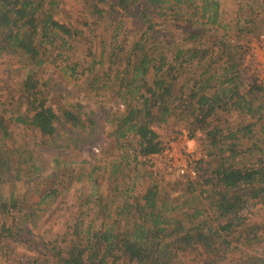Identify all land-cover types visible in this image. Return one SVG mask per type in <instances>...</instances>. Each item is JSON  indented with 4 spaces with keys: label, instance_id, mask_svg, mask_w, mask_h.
Instances as JSON below:
<instances>
[{
    "label": "trees",
    "instance_id": "trees-1",
    "mask_svg": "<svg viewBox=\"0 0 264 264\" xmlns=\"http://www.w3.org/2000/svg\"><path fill=\"white\" fill-rule=\"evenodd\" d=\"M82 1L106 38L97 40V29L90 32L88 67L83 64L79 75L92 93L117 89L106 107L103 101L91 108L82 101L63 103L66 98L58 94L68 86L57 84L47 69L60 60L51 50L65 49L66 73L80 67L69 62V42L78 32L54 18L58 1L0 0V58L17 59L26 69L9 97L12 110H0V263L178 264L182 256L197 253L198 264H228L230 255L235 258L229 264H264L262 253L248 249L261 243L263 225L247 223L254 208L264 205V90L254 75L245 76L246 46L240 45L260 33L247 20L231 29L233 37L205 41L206 33L225 28L221 0ZM170 18L172 30L166 26ZM130 21L141 33L124 46L119 39ZM108 36L113 44L106 55ZM106 61L110 73L104 82L96 74ZM40 69H46L43 77ZM114 101L117 107H111ZM233 115L239 127L231 123ZM172 119L191 138L205 133L208 163L197 180L164 185L142 158L162 151L157 129ZM103 135L126 156L90 164L87 174L85 160L72 167L59 155L49 172L39 163L44 149L65 155V143H94ZM240 139L250 145L243 148ZM140 165L151 181L137 194L138 184L125 185L124 177L122 187L119 175ZM64 166L71 167L69 173L59 171ZM134 179L133 174L128 181ZM19 181L23 193L16 190ZM172 184L180 188L177 194L169 191ZM47 213L67 218L64 234L39 226Z\"/></svg>",
    "mask_w": 264,
    "mask_h": 264
},
{
    "label": "rangeland",
    "instance_id": "rangeland-1",
    "mask_svg": "<svg viewBox=\"0 0 264 264\" xmlns=\"http://www.w3.org/2000/svg\"><path fill=\"white\" fill-rule=\"evenodd\" d=\"M58 4L56 7L53 8V15L54 18L56 20H58L61 24H64L65 26L69 27L73 32L78 34H75L74 37L70 40V48L71 51L70 53V59L69 62H71L70 64H74L79 63L80 67L77 69L79 72L76 73H72V72H68L66 73L65 70L63 69L64 67V63H63V59L65 58L66 52L65 49H57V50H51L52 54L58 55L59 56V61L58 64H53V63H49V68H47L48 70H50L51 73H53L55 75V78L57 79V84L61 81H64L68 88L66 87L65 90H59L58 94L63 98H66L63 103H78L79 101H82V104L85 105L87 108H91L94 107V104H96V101H103V104L105 105V107L107 106L105 101H109V99L111 100V96H113V94L116 92V88H113L112 90H108L105 93V90H103L102 92H94L92 93L90 91V89L85 85V78L80 74V71L82 69V66L84 64L83 67H88V64H86L85 62H87L88 59H90L89 57H87V52H85L86 49V43L90 37V32H93L97 29V35L96 36L98 39L100 40L102 39V36H105L106 34L101 32V29H99V22H98V18L96 16H91V14H89L88 12V8L89 6L87 4H85L82 0H57ZM222 2V11L224 12L223 18L225 19V23L224 26L225 28H221L218 30L214 29L212 30L210 33H206L207 37L204 38L205 41L207 42H214V41H218L221 40L223 38V40L226 37H233V32L231 31V29H234L237 27V24H242L245 21L248 20V22H250L249 28L252 29H256L257 32L259 33H264V5H263V0H221ZM188 9H184L183 11H187ZM252 12V14H251ZM169 18V17H168ZM186 14L184 15V17H181L182 20L186 19ZM168 20V19H167ZM170 21H168L167 23V29L168 30H172V24L173 23V19H169ZM240 21V22H238ZM182 24H186V21H181ZM186 26V25H185ZM186 27H184L183 29H185ZM191 27H188V29H186L187 31H189ZM99 29V31H98ZM112 29V28H111ZM253 29V30H254ZM123 30L125 31V33H123L121 35V38L119 39V41H121L123 43L124 46H128L130 44H132L133 42H135V40L138 38L139 34L141 33V29L138 26L137 23L135 22H125L124 26H123ZM186 30H183L184 32ZM195 30V29H194ZM108 32V31H107ZM181 33V32H180ZM180 33H176L180 34ZM185 36V35H183ZM182 35H180L179 38H181ZM106 38V36H105ZM248 38H250V36H248ZM108 41H107V53L106 55H109V53H111V49L109 48L110 45H112V41H111V36L107 37ZM247 39V38H246ZM179 40V39H178ZM246 40H242L243 43ZM98 50L101 51V47H98ZM54 56L51 57L50 59H54ZM18 63L17 59H3L0 58V110L3 109H8V110H12V107L10 106L11 100H9V97L13 94V89L15 88V85H17V83L19 81H21L22 79V75L26 72L25 70H23L21 68V66ZM109 63L106 61L103 66L99 69L98 73L96 74L98 76V78H100V81H106L107 76L110 72L107 70ZM55 66H59V68H56ZM118 65H114L112 66V70L114 69V71H116ZM44 68V67H43ZM42 69V68H41ZM40 69V72L38 73L39 77H43L44 75L42 74L43 70ZM46 72V69L44 70L43 73ZM65 74H66V78L65 79ZM72 75V76H71ZM249 75H251L250 73H246V77H248ZM115 73L112 72L110 78L114 79ZM90 76H87V78H89ZM103 85V82H100ZM60 84V83H59ZM188 89H185L183 92H187ZM69 92L73 93L71 96H69ZM104 94V95H103ZM97 96V97H96ZM104 96V97H103ZM103 98V99H102ZM16 100V97H15ZM17 101V100H16ZM111 107H117V105H115V101L114 102H110ZM3 105V106H1ZM120 107V106H119ZM120 109H122L120 107ZM111 113V111H109ZM103 118L106 117V115L104 116V114H102ZM224 118L226 117V115H223ZM246 119H248L249 117H245ZM102 120V118H101ZM173 121H171V125L169 126H165L164 128L158 129V133L161 135L162 141L163 140H168L178 134H188V129H185L183 127L178 126L177 124H173V122L175 123V120L172 119ZM223 120V118H222ZM231 123L235 124L237 127H239L241 123H239V119L237 118L236 115H233L231 118ZM239 121V122H238ZM217 126L221 127V122H217ZM238 124V125H237ZM262 124H264V121L262 122ZM90 127V126H89ZM107 131L112 132V130L108 127H106ZM188 130V131H187ZM195 136V137H194ZM192 138L190 137V135L188 134L187 138L188 140L192 139L190 142V145L187 146V149L194 151V155L197 156L198 152H205L207 153V146L209 147L208 143H209V139L205 136V133L203 131H199L197 132L196 135H194ZM87 138V137H86ZM85 138V139H86ZM22 140V139H20ZM19 140V141H20ZM242 142V146L243 148H247L250 143H247L245 141V139H240ZM239 140V141H240ZM38 145L40 146V148L45 147V140L44 139H40L38 138ZM50 145H52L51 142H49ZM65 146L68 147L67 150H69L68 152L66 151V154L68 156H66V154H63V151L61 150H57L56 148H52V149H44L42 151H40V165L44 166V168L46 169V172H49L50 168L53 165V160L55 157L59 156V155H63L62 159H64L65 161L68 162V164H72V167L74 166L75 163L80 162L81 160H85L87 161L88 165L86 166V168H84V170L86 171V174L88 173V171L91 169V166H89L90 164H92V166L94 165H104L105 162L110 161V160H116L115 158L119 159L121 157H125L126 153L125 151L122 149L120 150L119 148H117L116 145V141L115 140H110L108 137L105 138V135H103V137L101 139H99L98 141H94V143H91L90 140H88L87 142H82L80 144L77 145L76 141H69L67 143L64 144ZM102 157V159L100 160V158ZM97 159V160H96ZM210 160V159H209ZM243 161V160H242ZM75 162V163H73ZM71 167L69 166L68 168H66V166L62 167L61 170H59L60 172H66L69 173V169ZM147 169V170H146ZM145 170L147 172L148 168H145ZM33 172V171H32ZM31 170H29V173H32ZM136 172V173H134ZM151 172V171H150ZM137 176V179L132 180V182L128 181V179L130 178V176L132 177V175ZM120 177V183L121 185H124V181L121 182L124 177H126L127 181L125 183L126 184H138L136 189V193L140 194L139 191L142 190V185L144 182H146L148 179V175L145 173L142 165L138 166V168H135L133 166H131L130 168H127L126 170H124L123 172H121V174L119 175ZM139 177H143L139 178ZM158 178L163 179L161 177L158 176ZM182 178H173V179H164L161 180V182H163V184L165 185V183H173L177 181H182ZM88 177H86V185L85 188L90 189L91 188V183L88 181ZM151 180H149L150 182ZM73 181H70V184ZM128 182V183H127ZM122 185V187H123ZM173 185V186H172ZM169 188H167V190L169 189V191H173L175 194H177L180 191V188L178 186H176V184H172ZM73 187L76 186L75 182H73ZM167 186V185H166ZM16 190L18 191V193H23L24 191V184L23 181H19L17 186H16ZM86 192V191H85ZM92 192V191H91ZM143 192V191H142ZM88 194V192H86V194L84 196H86ZM70 202V201H69ZM32 207V205H31ZM182 210V209H181ZM180 210V211H181ZM71 214V211H68ZM67 218H62L61 216H58L57 214H49L47 213L46 216H42L40 223L42 225L43 228H52V232L57 234V235H62L65 233L66 230V223ZM248 221L247 223L252 224V225H263L261 227V229L258 231V233L262 236L261 237V243L259 244H254L253 246L248 247V249L253 251V254H257L258 256L261 254L262 256H264V205H258V207L254 208V210L252 211L251 214H249L248 217ZM238 236V234H236ZM235 238V237H234ZM237 238V237H236ZM234 245H236L235 243H233ZM3 257L8 258V255L2 253ZM15 254H17V256H21L24 255L25 257H30L33 256V254L31 252H26V251H15ZM15 254H12V258H15L17 256H15ZM196 255V256H195ZM235 258V257H234ZM231 255L228 257V259L225 260L226 263H231L233 262L234 259ZM199 260H201V254H195L193 253V255H184L180 258V260L177 259V263L179 264L178 261L181 262H186L184 264H198ZM1 264V263H0ZM2 264H11V262H9V260L6 261V263H2ZM181 264V263H180Z\"/></svg>",
    "mask_w": 264,
    "mask_h": 264
},
{
    "label": "built area",
    "instance_id": "built-area-1",
    "mask_svg": "<svg viewBox=\"0 0 264 264\" xmlns=\"http://www.w3.org/2000/svg\"><path fill=\"white\" fill-rule=\"evenodd\" d=\"M240 45L246 46L243 51L245 70L257 78L264 90V33ZM187 140L186 134L163 140L161 152L143 157L142 160L151 167L157 177L167 180H197L202 174L201 171L207 168L208 156L205 152H198L195 156L194 151L187 149Z\"/></svg>",
    "mask_w": 264,
    "mask_h": 264
},
{
    "label": "crops",
    "instance_id": "crops-1",
    "mask_svg": "<svg viewBox=\"0 0 264 264\" xmlns=\"http://www.w3.org/2000/svg\"><path fill=\"white\" fill-rule=\"evenodd\" d=\"M188 136V134H186ZM192 139L190 140H187V146L190 145V142H191Z\"/></svg>",
    "mask_w": 264,
    "mask_h": 264
}]
</instances>
